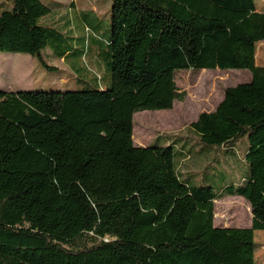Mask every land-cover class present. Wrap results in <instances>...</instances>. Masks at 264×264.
I'll return each mask as SVG.
<instances>
[{"label":"trees","instance_id":"obj_1","mask_svg":"<svg viewBox=\"0 0 264 264\" xmlns=\"http://www.w3.org/2000/svg\"><path fill=\"white\" fill-rule=\"evenodd\" d=\"M256 4L112 0L109 88H0V264H255V231L264 230V66L255 41L264 12ZM50 12L42 0L0 4V52L52 68L42 51L62 33L39 23ZM206 69L251 72L190 125L206 147L249 138V177L228 194L248 201L250 227L215 225L224 194L185 180V145L176 153V142L133 140L135 113L185 98L178 71Z\"/></svg>","mask_w":264,"mask_h":264},{"label":"rangeland","instance_id":"obj_2","mask_svg":"<svg viewBox=\"0 0 264 264\" xmlns=\"http://www.w3.org/2000/svg\"><path fill=\"white\" fill-rule=\"evenodd\" d=\"M256 1L257 12H264V0H255V4ZM42 2L51 12L40 19V25L62 33L61 37L51 36L42 51L45 62L52 68L30 54L0 52V84L14 87L30 84L34 91L109 88L112 0ZM10 3L11 0H0L4 7ZM259 16L255 27L256 60L264 65V14ZM250 79L248 69L180 70L176 73V82L179 90L186 93L183 100H176L172 109L144 110L134 115L136 145L161 146L176 142V153L179 146L185 145L192 153L178 164L179 170L186 174L185 180L211 185L216 192L224 194L215 201L216 226L251 225L248 201L228 194V186H239L249 177L250 167L245 159L249 138L243 137L232 147H206L198 141L190 125L200 113L216 109L227 87ZM255 264H264V230L255 232Z\"/></svg>","mask_w":264,"mask_h":264},{"label":"crops","instance_id":"obj_3","mask_svg":"<svg viewBox=\"0 0 264 264\" xmlns=\"http://www.w3.org/2000/svg\"><path fill=\"white\" fill-rule=\"evenodd\" d=\"M256 54H257V48H256ZM256 58H257V55H256ZM256 64L259 65V66H264L263 64L258 63L257 60H256ZM0 88L5 89V90H9V91L32 90V89H34L33 86H31L30 84H28V85H19V86H16V87H14L13 85H7L6 86V85H1L0 84ZM251 224H252V220H251Z\"/></svg>","mask_w":264,"mask_h":264},{"label":"built area","instance_id":"obj_4","mask_svg":"<svg viewBox=\"0 0 264 264\" xmlns=\"http://www.w3.org/2000/svg\"><path fill=\"white\" fill-rule=\"evenodd\" d=\"M189 158V157H188Z\"/></svg>","mask_w":264,"mask_h":264}]
</instances>
